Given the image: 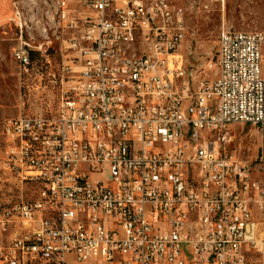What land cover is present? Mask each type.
Listing matches in <instances>:
<instances>
[{
    "label": "built area",
    "instance_id": "built-area-1",
    "mask_svg": "<svg viewBox=\"0 0 264 264\" xmlns=\"http://www.w3.org/2000/svg\"><path fill=\"white\" fill-rule=\"evenodd\" d=\"M225 4L10 1L24 89L58 99L3 124L0 264H264V30L222 26L212 79L180 57L188 15Z\"/></svg>",
    "mask_w": 264,
    "mask_h": 264
},
{
    "label": "rangeland",
    "instance_id": "rangeland-1",
    "mask_svg": "<svg viewBox=\"0 0 264 264\" xmlns=\"http://www.w3.org/2000/svg\"><path fill=\"white\" fill-rule=\"evenodd\" d=\"M10 0H0V157L3 155L5 137L3 124L20 112L54 114L57 105L55 90L43 86L39 91H27L25 85L39 84L40 77L21 80L16 63L11 57L15 45V32L8 25ZM187 34L180 50L183 65L200 77L214 78V69L204 72V65L217 58L218 36L222 26L237 31L264 30V0H226L223 10L213 7L210 11L190 13L187 17ZM46 81L43 82L45 84ZM230 149L258 167L260 155L259 134L250 124H231ZM256 177L261 174L253 172ZM18 189L0 185V199H16Z\"/></svg>",
    "mask_w": 264,
    "mask_h": 264
},
{
    "label": "crops",
    "instance_id": "crops-1",
    "mask_svg": "<svg viewBox=\"0 0 264 264\" xmlns=\"http://www.w3.org/2000/svg\"><path fill=\"white\" fill-rule=\"evenodd\" d=\"M11 1V0H10ZM9 10H10V4H9Z\"/></svg>",
    "mask_w": 264,
    "mask_h": 264
}]
</instances>
